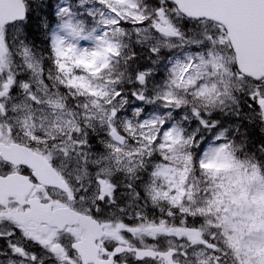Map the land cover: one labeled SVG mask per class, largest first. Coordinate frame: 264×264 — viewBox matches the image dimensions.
I'll list each match as a JSON object with an SVG mask.
<instances>
[{
	"label": "snow or ice",
	"instance_id": "6c2138e0",
	"mask_svg": "<svg viewBox=\"0 0 264 264\" xmlns=\"http://www.w3.org/2000/svg\"><path fill=\"white\" fill-rule=\"evenodd\" d=\"M0 264H264V0H0Z\"/></svg>",
	"mask_w": 264,
	"mask_h": 264
}]
</instances>
